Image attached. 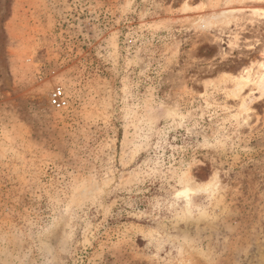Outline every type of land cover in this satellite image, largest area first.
<instances>
[{"label": "rangeland", "instance_id": "374dc122", "mask_svg": "<svg viewBox=\"0 0 264 264\" xmlns=\"http://www.w3.org/2000/svg\"><path fill=\"white\" fill-rule=\"evenodd\" d=\"M67 237L60 264H264V0H0V264Z\"/></svg>", "mask_w": 264, "mask_h": 264}, {"label": "clouds", "instance_id": "9594fccd", "mask_svg": "<svg viewBox=\"0 0 264 264\" xmlns=\"http://www.w3.org/2000/svg\"><path fill=\"white\" fill-rule=\"evenodd\" d=\"M55 226L56 225L53 224L48 229H45V231L41 233V236L52 231ZM70 242V237H67L58 249H53L43 239H41L38 248L45 258L44 264H60L59 257L67 251Z\"/></svg>", "mask_w": 264, "mask_h": 264}, {"label": "built area", "instance_id": "2783aa9c", "mask_svg": "<svg viewBox=\"0 0 264 264\" xmlns=\"http://www.w3.org/2000/svg\"><path fill=\"white\" fill-rule=\"evenodd\" d=\"M53 105H55L58 108H63L67 105L68 101L65 97V93L62 90V88H57L51 97Z\"/></svg>", "mask_w": 264, "mask_h": 264}]
</instances>
